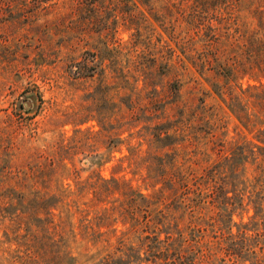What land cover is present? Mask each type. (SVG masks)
<instances>
[{
    "label": "rangeland",
    "instance_id": "374dc122",
    "mask_svg": "<svg viewBox=\"0 0 264 264\" xmlns=\"http://www.w3.org/2000/svg\"><path fill=\"white\" fill-rule=\"evenodd\" d=\"M90 1L0 0V264H264V79L201 69V40L181 53L167 0ZM138 27L155 47L144 56L130 47ZM196 113L195 140L180 130L173 148L147 146L155 125ZM175 148L199 172L225 159L236 169L230 221L220 197L183 217L177 199L157 202ZM160 210L182 235L141 247L147 219L165 237Z\"/></svg>",
    "mask_w": 264,
    "mask_h": 264
},
{
    "label": "trees",
    "instance_id": "16d2710c",
    "mask_svg": "<svg viewBox=\"0 0 264 264\" xmlns=\"http://www.w3.org/2000/svg\"><path fill=\"white\" fill-rule=\"evenodd\" d=\"M121 1L117 0L113 2V5L119 7ZM150 1L141 0L140 4L145 6ZM93 2L92 0L90 1V3ZM103 3L104 0H100L99 6ZM132 6L136 7L135 3ZM168 7H171L177 16H173L171 14L172 10H170L168 14L171 17L168 14H164L163 19L168 24L167 32L170 39L179 46L180 52L193 51L195 50L193 43L198 40L203 42L201 45L202 56L199 58L201 69L209 70L210 66H212L216 76L222 75L229 82L238 78L239 75H247L255 80L264 79V0H167ZM138 11V22L144 23L148 19L149 21L153 19L156 22V19L153 18L154 16L147 17L145 11ZM129 12L131 10L127 13ZM178 21H185L187 30L185 35L175 30ZM146 27L149 26H145L144 29ZM192 30H194L195 34L190 36L188 33ZM142 36L141 28L138 27L136 29V37L130 46L133 48L141 43L144 49L141 50L140 56H144L143 54L145 53L150 54L152 48H155L151 46L148 36H145V38H142ZM197 36H200V39L196 38ZM213 86L217 87V90L213 88V91L217 92L218 96L219 94H225L223 93L225 89L228 90L226 86H219L217 83H213ZM198 108L203 117L204 105L200 104ZM196 116L197 113L191 114V118L181 116L183 120H176V123L173 121L171 125H168L167 121L155 125L153 127L155 133H152V137L147 140L144 139L147 141V146L151 147L153 144H157L154 148L160 151L169 149V147L173 148L172 144H176L173 143V139H175L176 135H179L180 130L181 132L186 131L184 133L186 137L183 139L192 142L195 140L194 135L198 132L195 124L191 123ZM166 125H168V128L164 127ZM170 129L173 130V134L168 133L167 130ZM134 151H131V153ZM176 151L177 149L175 148L173 149V154H168L170 152L163 153L168 159L163 161V164L165 168L168 167L169 171L168 175L164 177L166 185L163 184L156 192L157 202L161 201L164 208H168L169 205L166 200L177 199L179 201V209L182 208L181 217H183L191 214L193 216L194 208L204 203L206 197L210 199L212 197V199L216 200L220 197L224 200L222 205L224 207L223 211L226 212L221 216L226 217L230 221L231 210H228L225 206L230 199L225 190L228 184L225 181V170L228 168L230 171L235 172L236 169L230 165L228 159H225L223 164L221 162L220 164L216 163L210 167H205L199 172L188 163L189 159L187 157L182 161H178L179 155ZM98 193L102 194L103 192L99 191ZM138 197L140 203L138 208L147 212L148 200L141 193H138ZM120 207L124 208L122 202ZM123 213L126 212L123 211ZM123 213L122 209L118 211L119 217H122ZM106 214L107 218H109V212L106 211ZM130 214L132 215L131 212ZM157 215L159 216V224L163 228L166 225L168 231L163 230L165 237L159 239L155 229H150L151 220L147 219L145 221L146 231L150 230V233L143 237H137L141 247L149 246V242H152L155 243L153 248H169L174 239L172 235L175 234L178 237L182 235L178 222L171 224L167 213L163 214L160 210ZM146 217L147 215H145ZM130 229H134V232L136 231L135 226ZM160 232H162L161 229H159ZM122 237L119 238L120 243L124 242Z\"/></svg>",
    "mask_w": 264,
    "mask_h": 264
},
{
    "label": "water",
    "instance_id": "95a60500",
    "mask_svg": "<svg viewBox=\"0 0 264 264\" xmlns=\"http://www.w3.org/2000/svg\"><path fill=\"white\" fill-rule=\"evenodd\" d=\"M25 107L29 106V102L28 101H25L24 104H23Z\"/></svg>",
    "mask_w": 264,
    "mask_h": 264
}]
</instances>
